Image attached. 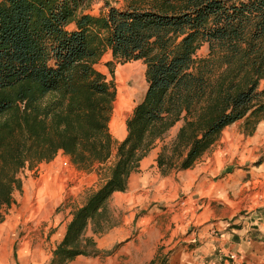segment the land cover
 <instances>
[{
  "label": "trees",
  "instance_id": "trees-1",
  "mask_svg": "<svg viewBox=\"0 0 264 264\" xmlns=\"http://www.w3.org/2000/svg\"><path fill=\"white\" fill-rule=\"evenodd\" d=\"M105 54L110 78L96 67ZM136 60L146 88L117 141L115 66ZM263 80L264 0H0V218L24 168L62 153L89 171L114 155L48 264L99 255L86 230L107 228L110 197L148 151L163 142L162 175L192 167L226 126L264 115Z\"/></svg>",
  "mask_w": 264,
  "mask_h": 264
},
{
  "label": "rangeland",
  "instance_id": "rangeland-1",
  "mask_svg": "<svg viewBox=\"0 0 264 264\" xmlns=\"http://www.w3.org/2000/svg\"><path fill=\"white\" fill-rule=\"evenodd\" d=\"M108 1L117 7L124 4V0ZM100 3L92 4V13L98 11ZM205 54L206 49L203 48L197 56ZM108 59L110 54H105L96 65L107 74L104 62ZM108 77L110 78L109 74ZM114 82L117 92L109 128L113 138L120 141L124 137L121 126H125L146 88L145 65L140 60L117 64ZM120 85L123 86V91L119 97ZM262 86L264 81L261 82ZM172 131L175 129L170 130L165 142L170 141ZM64 159L69 160V164L63 165ZM113 161L114 155L106 163H95L88 171L79 169L68 155L58 154L53 165L69 176L66 194L60 202L52 205V211L39 208L30 217L18 221L10 217L18 212L20 204L3 210V217L0 218V264H48L56 245L63 237L60 231L67 223V218L75 208L83 204L90 192L104 182ZM41 167L38 163L32 168H24L19 175L21 181L29 175L35 176ZM146 172V176H141L142 179L135 182L133 190L115 194L108 201L105 225L107 228L121 227L122 240L107 250L99 249L100 254L97 256L80 255L65 264H165L169 254L181 242L177 241L180 237L193 234L191 243L198 242V226L194 224L198 218V209L189 206V199L196 197L192 194L194 189L185 185L183 175L177 171H173L175 174L167 178L159 170L147 169ZM44 206L41 204L38 207ZM55 216L57 225H47L49 221L55 220ZM87 231L88 229L86 233ZM193 238L196 240L193 241Z\"/></svg>",
  "mask_w": 264,
  "mask_h": 264
},
{
  "label": "crops",
  "instance_id": "crops-1",
  "mask_svg": "<svg viewBox=\"0 0 264 264\" xmlns=\"http://www.w3.org/2000/svg\"><path fill=\"white\" fill-rule=\"evenodd\" d=\"M245 120L244 117L226 126L192 167L161 174L164 178L174 175L173 171L183 175L185 185L193 188L192 194L196 195L189 199V206L198 209L194 221L198 242L191 243L193 234L180 237L177 241L181 242L165 264H264V115L253 126L245 124ZM177 128L174 126L171 137ZM162 144L158 141L139 161L138 168L128 177L126 191L133 190L135 182L147 175V169L159 170L156 159ZM53 160L39 163L42 167L37 174L22 179L21 188L13 191L15 202L9 209L20 205L10 219H25L39 208L52 211V205L62 200L69 176L60 172ZM124 192H114L111 197ZM41 204L45 206L38 207ZM71 217L72 213L60 231L61 236ZM54 218L47 225L55 227ZM86 235L93 236L96 247L104 251L122 240L123 231L115 226L93 234L88 227Z\"/></svg>",
  "mask_w": 264,
  "mask_h": 264
},
{
  "label": "bare ground",
  "instance_id": "bare-ground-1",
  "mask_svg": "<svg viewBox=\"0 0 264 264\" xmlns=\"http://www.w3.org/2000/svg\"><path fill=\"white\" fill-rule=\"evenodd\" d=\"M123 86H118V96L120 97L121 95H122V91H123V88H122ZM124 91H126V93H128V91L127 90H124ZM121 128H123V129H125V126H124V124L121 126ZM116 132H118V130L116 131ZM115 132V133H116Z\"/></svg>",
  "mask_w": 264,
  "mask_h": 264
},
{
  "label": "built area",
  "instance_id": "built-area-1",
  "mask_svg": "<svg viewBox=\"0 0 264 264\" xmlns=\"http://www.w3.org/2000/svg\"><path fill=\"white\" fill-rule=\"evenodd\" d=\"M67 164H69V160L64 159V161H63V165H67ZM195 240H196V238H193V241H195ZM230 257H231V258H234V255H230Z\"/></svg>",
  "mask_w": 264,
  "mask_h": 264
}]
</instances>
